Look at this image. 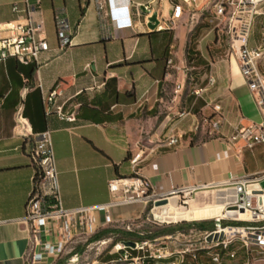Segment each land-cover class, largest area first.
Listing matches in <instances>:
<instances>
[{
    "label": "crops",
    "instance_id": "crops-1",
    "mask_svg": "<svg viewBox=\"0 0 264 264\" xmlns=\"http://www.w3.org/2000/svg\"><path fill=\"white\" fill-rule=\"evenodd\" d=\"M21 1L0 0V24L26 23V13L18 16L12 11V5ZM151 1H30L35 8L31 18L43 22L40 36L50 50L37 66L13 59L0 66V264H30L31 256L26 203L35 167L31 138L15 128L17 113L25 120L27 135L51 132L66 209L109 203V182L131 176L127 159L140 151L146 157L140 174L157 195L189 187L215 190L212 197L199 194L190 202L192 209L218 212L210 219L230 202L234 193L225 190L228 183L264 173L263 144L253 151L242 149L241 143L230 149L219 139L240 127L264 123V110L257 106L231 47L235 39L227 43L217 34L224 19L195 42L205 64L188 61L195 29L214 15L219 0H203L195 10L185 7L171 28L166 21L171 0H155L152 14L158 11L160 17L155 31L147 27L149 17L135 15L137 5L143 11ZM57 12L73 28L65 49L56 36ZM231 22L232 28L238 27V20ZM259 46H264V1L247 40L248 49ZM259 69L264 71V59ZM54 89L59 96L47 114L43 96ZM198 89L203 90L200 95ZM57 107L74 114L76 121L61 119ZM217 121L218 130L213 128ZM171 136L178 143L169 147L165 141ZM143 210L136 205L116 211L114 218L134 220ZM94 217L96 229L105 228L103 216ZM243 262L240 258L236 264Z\"/></svg>",
    "mask_w": 264,
    "mask_h": 264
},
{
    "label": "built area",
    "instance_id": "built-area-1",
    "mask_svg": "<svg viewBox=\"0 0 264 264\" xmlns=\"http://www.w3.org/2000/svg\"><path fill=\"white\" fill-rule=\"evenodd\" d=\"M30 1L39 3V0H22L12 5L15 15L20 16L26 13L29 16L26 23L0 24V34L6 33V36L0 38V66L9 59L15 60L20 65L37 66L40 64L42 56L50 50L46 39L40 36L43 22H34L31 18L35 8L31 6ZM202 1L171 0V13L166 20L168 26L171 28L172 23L178 22L185 7L189 10L198 9L201 7ZM263 1L222 0L214 5V14L217 20H222L225 17V3L234 8V13L243 15L238 20L239 27L236 28L235 41L231 43V47L238 53L241 73L261 110H264V75L260 72L259 64L264 59V46H259L254 50L248 49L247 40L255 17L258 15V6ZM154 2L155 0H152L148 5H145L143 11L140 5H137L135 15L138 18L142 15H146V18L150 17ZM100 7H103L102 3ZM156 13L159 20L158 11ZM54 21L59 47L65 49L70 44L73 28L61 12L55 14ZM157 28H160V24ZM237 40L240 43L236 42ZM202 92V89H198L196 94L200 95ZM58 96L57 89L51 90L43 96L47 114L54 107ZM214 110L218 112L220 108L215 106ZM55 112L61 119L69 122L76 121L75 115H66L62 107H57ZM219 124L218 121L215 122L213 128L218 130ZM15 128L22 132L24 138H31L30 157L35 167L33 188L26 203V222L30 228L32 241L30 264H42L50 259H56L75 240L91 237L102 230H97L95 227V213L103 216L102 227H105L103 229H107L111 225L122 224V231L143 237L139 232L131 229L132 223L140 219L142 215L134 220H123L115 219L114 213L136 205L142 206L145 210L152 204L154 217L160 219V213H157L158 215L154 213L157 208L155 204L158 201L167 200L168 204L165 206H169V201L175 198L178 203V208L175 209L181 211L182 205L187 206L199 192L210 189L205 186L189 187L170 191L164 196L157 195L150 181L140 174L141 164L146 160L145 151H140L127 159L133 174L129 177H117L109 182L108 189L111 196L109 203L95 207L66 209L61 201L59 175L51 132L47 130L35 136L27 135L25 120L20 113L16 115ZM221 138L230 149H234L241 143L242 149L253 151L257 145H264V123L240 127L230 137L224 139L220 136L219 139ZM177 143L178 139L174 136L165 141V145L169 147L175 146ZM263 182L264 173L228 183L225 190L231 188L235 196L232 201L225 203L221 210L222 217L215 219L213 230H199L197 238L181 231L160 236L176 240L178 249L169 250L165 247L153 252V247L161 239H134L114 243V239L118 237L116 235L112 242L113 253L111 255L124 253L126 258L138 261V264H145L146 258L154 261V264L171 258L174 260L169 264H185L189 261H197L198 254L204 251L210 256L213 264H236L240 258L244 260L243 264H264V199L261 197V194L264 193V188L261 186ZM241 211L246 213L250 220L240 219ZM224 222L227 224H223ZM124 242H133L134 247H126ZM98 243L103 245V243L106 244V241L99 240ZM129 251H135L138 254L135 257H130Z\"/></svg>",
    "mask_w": 264,
    "mask_h": 264
},
{
    "label": "rangeland",
    "instance_id": "rangeland-1",
    "mask_svg": "<svg viewBox=\"0 0 264 264\" xmlns=\"http://www.w3.org/2000/svg\"><path fill=\"white\" fill-rule=\"evenodd\" d=\"M224 7L226 9V13L224 17L225 22L221 23L219 27L216 29V31L218 32L217 34L220 37H223L226 40V42L229 43L232 42L231 41L232 38L236 37L235 32L237 30L236 28L235 29L232 28L231 20L233 19L240 20V17H242L243 15L234 13L232 7L227 5L226 3ZM209 19H211L212 22H209ZM205 23L207 26L202 30L201 34H206L207 32H209V30H211L215 25L219 24V21L216 19V16L214 14L213 16L208 15V22ZM237 25L239 27V23ZM226 47H228V45ZM260 72L264 75L263 70H260ZM215 193H216L215 190L208 189L199 192L197 195L202 194L203 196L206 197H212ZM196 196H194L191 199V201L195 200ZM182 206H186V205H182ZM186 207L188 209H192L190 208V203ZM175 208L178 207H174L172 205L164 206L160 208L157 207L154 213L156 214L160 213L159 216L160 219H158L154 217L152 213L153 205L151 204L145 208L144 213L142 214L140 219L132 223L131 229L135 232H139L141 236L148 239H154V238L161 239L156 243V246L153 247L152 249L153 252H156L157 249L165 248V247L169 250L179 248L176 240H174L173 238L160 237L163 235H155V233L157 232L166 229L169 230L177 229V231L186 233V235L190 234L192 237L195 238L199 236L200 231L198 229H191L188 228L187 226L195 222H202L203 220H192L191 222H186L182 220H173L174 216H176L180 212ZM206 221L207 222L215 221V219L208 218ZM122 228H123L122 224L109 226V229L116 231H122ZM115 237L116 235H111L105 239L100 240V241H106V244L103 243V245L99 244L98 241L93 243H87L90 237L77 239L72 244H70L58 258L51 260L49 264H57L59 261H63L62 264H138V261H134L131 260L130 258H126L124 253L120 254V257L118 259H115L116 257H110L109 260L115 259L110 263L105 260L106 256L111 255V253H113L112 242Z\"/></svg>",
    "mask_w": 264,
    "mask_h": 264
},
{
    "label": "trees",
    "instance_id": "trees-1",
    "mask_svg": "<svg viewBox=\"0 0 264 264\" xmlns=\"http://www.w3.org/2000/svg\"><path fill=\"white\" fill-rule=\"evenodd\" d=\"M82 14H84V11H82ZM206 23H201L194 31L192 37H191V43L190 46L188 48L187 51V56H188V61L191 65H203L205 64L204 60L199 56L198 52L196 51V46H195V42L198 40V38L200 37L202 30L206 27ZM19 64V63H18ZM223 224H227V223H223ZM188 228H195L198 230H202V231H210L213 230L215 228V221H209L207 222L206 220L202 221V222H195L192 224H189L187 226ZM175 231H177V229H166L160 232L155 233V235H168V234H172ZM111 235H118V237H116L114 239V243H116L117 241H128V240H144L146 238L144 237H139L133 233H127L124 231H116V230H112V229H102L100 231H98L97 233H95L94 235H92L87 243H93L102 239H105ZM113 243V244H114ZM130 253V257H135L137 256L138 253H136L135 251H129ZM120 254H112V255H108L105 257V260L108 261L109 263L115 259H118L120 257ZM110 257H116L115 259L109 260ZM174 259H168V260H163L160 261L159 264H169L170 262H172ZM63 261H59L57 264H62ZM145 264H154L155 262L146 258L144 261ZM185 264H213L212 260L210 258L209 255L206 254V252L202 251L198 254V258L197 261L195 262H187Z\"/></svg>",
    "mask_w": 264,
    "mask_h": 264
},
{
    "label": "bare ground",
    "instance_id": "bare-ground-1",
    "mask_svg": "<svg viewBox=\"0 0 264 264\" xmlns=\"http://www.w3.org/2000/svg\"><path fill=\"white\" fill-rule=\"evenodd\" d=\"M234 193V192H233ZM264 199V193L261 194ZM235 194H233L232 198L230 201L233 200ZM190 203V202H189ZM188 203V204H189ZM214 207V206H213ZM216 208V207H215ZM218 209V208H217ZM216 209V210H217ZM221 211V210H220ZM175 212V211H174ZM232 212V211H231ZM176 213V212H175ZM216 213L215 210H213L212 212H210L209 209H205V210H192V209H187L184 212H179L176 216H174L173 220H182V221H192V220H201V219H207L208 217H212L214 216ZM228 213H230L228 211ZM240 219H245V220H250V217L246 214V213H240ZM222 217V213L217 215V217H215L214 219L220 218ZM171 218V217H170Z\"/></svg>",
    "mask_w": 264,
    "mask_h": 264
},
{
    "label": "water",
    "instance_id": "water-1",
    "mask_svg": "<svg viewBox=\"0 0 264 264\" xmlns=\"http://www.w3.org/2000/svg\"><path fill=\"white\" fill-rule=\"evenodd\" d=\"M160 22L159 20L157 19V13L154 12L149 18H148V23H147V27L152 30V31H155L157 29V27L159 26ZM262 188H264V182L261 184ZM171 203L172 206L174 207H177L178 203H177V200L175 198H172L170 201H169V204ZM261 203V201H260ZM168 202L167 200H162V201H158L155 205L157 207H160V206H165L167 205ZM188 208L186 206H182L180 208L181 212H184L186 211ZM243 213V211H241ZM124 245L126 247H130V248H133L134 247V243L133 242H124Z\"/></svg>",
    "mask_w": 264,
    "mask_h": 264
}]
</instances>
